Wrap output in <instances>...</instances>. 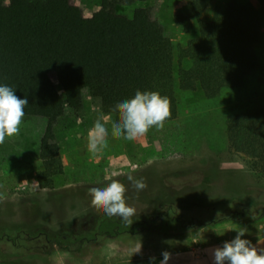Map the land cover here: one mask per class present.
I'll return each mask as SVG.
<instances>
[{"label": "trees", "instance_id": "1", "mask_svg": "<svg viewBox=\"0 0 264 264\" xmlns=\"http://www.w3.org/2000/svg\"><path fill=\"white\" fill-rule=\"evenodd\" d=\"M148 1L100 0L101 12L90 23L73 10L71 0H11L0 7V85L27 99L24 119L48 123L39 142V189L53 190L65 176L57 128L69 112L84 110V90L115 119L112 110L117 103L138 90L158 91L171 100L167 121L171 122L179 115L178 91L200 92L212 100L226 90L243 89L256 77L264 0H259V7L230 0L209 18V0H189L172 20L184 33L198 30V36L177 54L152 8H139L131 18L118 12L120 7ZM185 63L190 67L186 69ZM227 131L232 152L247 157L250 170L264 181V100L255 110L229 116ZM177 200L162 197L158 201L162 207L133 216L131 225L119 216L103 215L77 233L67 232L70 226L53 237L45 232H3L0 249L6 244L13 253L0 254V259L50 257L57 251L80 254L102 238L144 232L188 235L221 221L246 224L264 218V210H229L225 217L205 224L178 212Z\"/></svg>", "mask_w": 264, "mask_h": 264}, {"label": "rangeland", "instance_id": "2", "mask_svg": "<svg viewBox=\"0 0 264 264\" xmlns=\"http://www.w3.org/2000/svg\"><path fill=\"white\" fill-rule=\"evenodd\" d=\"M10 1L0 0V7L8 6ZM188 1L149 0L120 7L118 12L131 18L139 8H152L155 19L164 27L177 54L198 36V30L184 33L176 28L172 20L173 15L184 10ZM209 1L206 18L212 17L217 8L224 9L230 0ZM238 1L252 2L259 7V0ZM71 5L86 23L92 22L101 12L100 0H71ZM258 56L257 75L241 90H226L212 100L206 99L200 92L178 91L179 115L176 120L165 123V134L152 128L146 136L131 142L116 140L109 135L114 146L121 143L119 147L125 156L110 171L121 174L111 177L127 187V203L136 209L135 215L142 214L146 209L154 213L162 207L163 203L158 201L164 196L177 197L178 212L205 224L225 217L229 210H264V181L250 170L247 157L232 152L227 131L229 116L255 110L263 103L264 32ZM184 67L187 69L190 64L185 63ZM83 95L85 100L99 103L92 101L89 90H84ZM68 114L70 117L78 115L74 112ZM110 116L111 122L115 120ZM78 120L75 122L79 123ZM64 121L57 128L62 161V135L66 132L71 136L77 135L73 126L66 129ZM111 122L107 124L109 131ZM47 124L43 119L25 118L19 135L6 138L5 143L0 144V234L22 231L36 235L45 232L53 237L57 232L65 231L66 226L73 227L67 232L77 233L80 227L93 224L104 215L91 205L88 192L92 187H103L109 182L89 183L81 180L85 179L83 172L76 171V187L68 188L72 180L67 176L71 171H66L64 165L65 176L55 189H39L37 174L42 169L38 156L39 142ZM154 147L161 148L159 156L154 155ZM133 164L138 165L134 171ZM128 174L137 179L144 178L147 187L137 191L127 179ZM213 210L217 211V215ZM11 253L13 250L3 244L0 254L5 257ZM47 259L39 255H20L8 260L0 259V264H44Z\"/></svg>", "mask_w": 264, "mask_h": 264}, {"label": "crops", "instance_id": "3", "mask_svg": "<svg viewBox=\"0 0 264 264\" xmlns=\"http://www.w3.org/2000/svg\"><path fill=\"white\" fill-rule=\"evenodd\" d=\"M67 117L64 121L66 129L73 126L77 132L76 136H71L68 132L62 135L65 153H62L63 161L66 171H71L67 176V179L72 180L68 183V188L76 187L74 182L76 171L83 172L85 179L81 180L89 183H104L115 179L108 175L115 163L125 158L119 147L121 143L114 146L109 138V147L100 158L91 157L87 151L88 130L97 119H101L107 125L111 122V116L104 114L100 103H92L86 99L82 113L76 117H70L68 114ZM76 119H79L80 124L75 122ZM165 126L160 130L163 134L167 130ZM153 149L154 155L159 156L161 148ZM241 229L245 230V235L241 239L251 241L258 249L264 248V243L258 242L264 241V218L246 224L221 221L188 235L166 236L159 232H144L117 238H102L89 243L80 254L57 251L48 257L44 264H161L162 253L165 251L171 254L167 264H214V250L235 239L237 231Z\"/></svg>", "mask_w": 264, "mask_h": 264}, {"label": "clouds", "instance_id": "4", "mask_svg": "<svg viewBox=\"0 0 264 264\" xmlns=\"http://www.w3.org/2000/svg\"><path fill=\"white\" fill-rule=\"evenodd\" d=\"M27 104V99H20L13 88L0 85V144H4L6 138L11 139L19 135ZM112 111L118 118L112 120L110 131L101 119H97L87 132V151L93 158H100L108 149L109 135L116 140L131 142L146 136L152 128L162 130L171 118V100L158 91L138 90L134 97L117 103ZM131 167L134 171L138 165L133 164ZM120 174L113 171L110 176L116 177ZM127 179L137 191L147 187L142 177L137 179L128 174ZM126 193L127 187L117 179H111L103 187H92L88 192L94 208L109 217L119 216L131 225L136 209L127 203ZM237 232L235 239L214 250V264H264V248L258 249L251 241L241 239L245 230ZM258 242L264 243L261 240ZM140 248L141 244L138 251ZM162 256L161 264H167L171 254L165 251Z\"/></svg>", "mask_w": 264, "mask_h": 264}]
</instances>
